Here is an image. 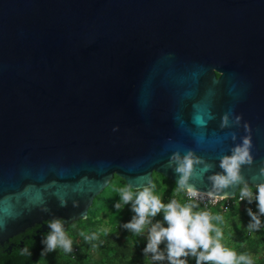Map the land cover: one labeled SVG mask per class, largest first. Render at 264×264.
<instances>
[{
    "label": "water",
    "instance_id": "95a60500",
    "mask_svg": "<svg viewBox=\"0 0 264 264\" xmlns=\"http://www.w3.org/2000/svg\"><path fill=\"white\" fill-rule=\"evenodd\" d=\"M248 135L241 175L256 187L264 0H0V246L86 219L115 176L133 190L154 173L176 183V152L213 165L192 180L207 193Z\"/></svg>",
    "mask_w": 264,
    "mask_h": 264
},
{
    "label": "clouds",
    "instance_id": "9594fccd",
    "mask_svg": "<svg viewBox=\"0 0 264 264\" xmlns=\"http://www.w3.org/2000/svg\"><path fill=\"white\" fill-rule=\"evenodd\" d=\"M240 120V117H236L235 123L239 125ZM230 126V119L226 114L221 127ZM244 127L250 133L249 126L245 124ZM232 139L236 140L235 134L232 135ZM251 149V135H248L243 138L242 144H237L231 150V155H225L220 159L219 166L222 172L208 177L212 187L206 194L213 202L227 197L226 194H222L226 189L245 183L241 169L244 165L253 164ZM199 165L203 166L202 172H207L213 167L193 151L183 156L180 152H176L168 161V166L174 168L179 177L174 194L184 192L189 198V203L183 205L176 199H172L167 204L163 203L160 196L154 194L153 186H143L135 192L133 189L136 187L132 184L120 188V200L125 205H131L134 213L132 220L123 224V228L134 234H142L147 230V244L143 253L145 257L151 254L153 261L166 260L167 264H188L187 257L191 255L195 257L196 264H253L250 255H237L236 251L224 247L221 243L223 233L212 223L214 219L222 220L221 216H213L209 211H193L198 207L196 201L204 195L196 184L192 183L193 178L198 175L197 166ZM260 174L264 175V168L260 169ZM256 189L254 201L253 192L246 183L240 189V203L255 202L258 209L257 212H253L251 208L247 209L251 218L248 224L249 231H258L261 225L260 217L264 216V183L256 185ZM66 205V201L61 202V206ZM73 206L75 207L76 204L74 203ZM120 206L119 202L115 204L117 210H120ZM42 211L47 212L48 209L44 208ZM161 212H163V222L153 223L150 218L157 217ZM64 223L66 221L61 218L47 221L51 231L42 240L45 245L42 255L45 252L55 251L58 247L68 253L72 251V240L68 238ZM165 224L167 226H164ZM81 236L89 242L98 238L96 233L82 232ZM162 244L164 245L163 250L161 249Z\"/></svg>",
    "mask_w": 264,
    "mask_h": 264
},
{
    "label": "trees",
    "instance_id": "16d2710c",
    "mask_svg": "<svg viewBox=\"0 0 264 264\" xmlns=\"http://www.w3.org/2000/svg\"><path fill=\"white\" fill-rule=\"evenodd\" d=\"M153 177L151 186L154 194L160 196L163 203L167 204L172 199H176L182 205L189 203V198L184 192L174 194L176 183L158 173H154ZM125 186V180L115 176L108 187L95 198L87 218L77 220L65 228L68 238L72 240L70 253L58 247L55 251L42 255L45 247L42 240L50 231L45 232L41 226H36L0 246V264H167L166 260L153 261L151 254L144 256L147 230L142 234H134L123 228V224L130 222L134 216L131 205H125L120 200L119 189ZM248 186L252 191H257L256 187ZM239 195L240 191L228 208L225 201L214 205L196 201L198 207L193 211H209L213 216H221L222 220L214 219L212 223L221 229L223 233L221 243L224 247L236 251L237 255H250L253 264H264V216L260 217L259 230L249 231L248 224L251 218L247 209L251 208L253 212H257V205L255 202L249 204L247 201L237 203ZM118 202L121 205L120 210L115 207ZM150 219L153 223L163 222V212ZM82 232L96 233L98 238L86 241L81 236ZM161 249H164L163 244ZM187 260L188 264H196L195 257L191 255Z\"/></svg>",
    "mask_w": 264,
    "mask_h": 264
},
{
    "label": "built area",
    "instance_id": "2783aa9c",
    "mask_svg": "<svg viewBox=\"0 0 264 264\" xmlns=\"http://www.w3.org/2000/svg\"><path fill=\"white\" fill-rule=\"evenodd\" d=\"M240 191V190H239ZM252 191V190H251ZM253 192V198H255V194L257 191H252ZM237 195V194H236ZM237 196H235L234 198H220V199H217L215 202H213L212 199H210L206 193H204V195L201 196V198L197 201L203 203V204H207V205H214V204H217L218 202L220 201H225L226 202V208L230 207L233 202L232 199H235ZM237 203H240V195L236 201ZM235 203V202H234Z\"/></svg>",
    "mask_w": 264,
    "mask_h": 264
},
{
    "label": "rangeland",
    "instance_id": "374dc122",
    "mask_svg": "<svg viewBox=\"0 0 264 264\" xmlns=\"http://www.w3.org/2000/svg\"><path fill=\"white\" fill-rule=\"evenodd\" d=\"M247 185V184H246ZM245 185H242V187L241 188H243ZM248 186V185H247ZM249 188H250V186H248Z\"/></svg>",
    "mask_w": 264,
    "mask_h": 264
}]
</instances>
